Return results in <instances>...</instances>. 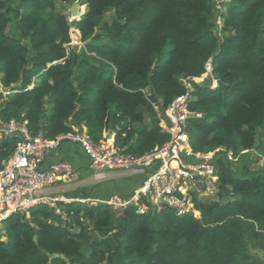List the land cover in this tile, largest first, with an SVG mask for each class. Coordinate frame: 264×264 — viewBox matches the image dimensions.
Masks as SVG:
<instances>
[{
	"label": "trees",
	"instance_id": "obj_1",
	"mask_svg": "<svg viewBox=\"0 0 264 264\" xmlns=\"http://www.w3.org/2000/svg\"><path fill=\"white\" fill-rule=\"evenodd\" d=\"M80 5L86 6L75 27L85 43L81 56L66 47L71 26L54 0H16L14 8L0 0V82L9 92L7 99L0 93V102L6 99L1 122L27 121L33 134L52 140L75 121L95 139L113 132L116 145L142 155L168 140L143 91L149 88V100L165 108L184 92L180 79L199 77L211 59L217 87L193 84L190 109L204 117L188 125L192 150L223 147L238 154L257 144L264 156V0ZM109 9L105 36L95 35L96 19ZM11 15L18 38L7 33ZM146 114L153 117L147 127ZM13 142H0V168ZM218 166L219 193L196 203L199 218L58 202L61 217L39 205L29 220L19 214L5 222L0 264H264L258 257L264 253V169L243 167L233 176L224 158ZM56 254L65 260L50 259Z\"/></svg>",
	"mask_w": 264,
	"mask_h": 264
},
{
	"label": "built area",
	"instance_id": "obj_2",
	"mask_svg": "<svg viewBox=\"0 0 264 264\" xmlns=\"http://www.w3.org/2000/svg\"><path fill=\"white\" fill-rule=\"evenodd\" d=\"M216 25L219 35V18ZM212 71V60L208 59L204 64V73L199 77L181 78L184 92L165 108L161 101L152 102L146 97L158 127L168 136V140L142 155L125 152L108 135L93 138L84 124L75 121H70L68 133L52 140L45 138L41 131L33 134L27 121H0V142L6 138L14 140L13 150L1 162L0 168V241L6 238L5 222L8 219L14 215L28 214L39 205H46L62 217L57 203L64 200L51 197L48 190L63 180L76 184V169L64 161L47 168H43V164L47 155L63 143L73 145L87 159L94 182L107 180L108 172L142 176L140 187L129 200L113 196L106 202L95 201L91 204L101 203L115 208L134 205L139 215L161 214L169 210L179 217L192 215L199 218L196 203L213 199L219 193L218 162L223 156H220L219 149L207 153L194 152L187 128L191 120L204 117L203 113L190 109L194 101L193 84L216 88L217 80ZM0 93L4 96L9 94L1 82Z\"/></svg>",
	"mask_w": 264,
	"mask_h": 264
},
{
	"label": "crops",
	"instance_id": "obj_3",
	"mask_svg": "<svg viewBox=\"0 0 264 264\" xmlns=\"http://www.w3.org/2000/svg\"><path fill=\"white\" fill-rule=\"evenodd\" d=\"M35 83L36 82H34V84ZM32 86H30V88ZM150 125L151 123L148 122L144 126L147 127ZM138 127L141 126L134 125V128ZM102 134L108 135V138L113 137L115 140V134L111 131L108 132L103 130ZM129 144L130 143H128L127 146H129ZM61 161L71 164L76 169L77 183H70L66 180L59 181L53 184L48 191L51 197L63 199L66 203H84L88 200L92 202H106L113 196H117L121 200H129L133 197L142 183V176H129L117 172H108L106 174L107 180L94 182L93 174L89 169L87 159L78 149L69 143H63L58 149L51 151L46 157L43 168H47L49 165ZM90 177H92L91 180ZM95 183L98 185L96 189L93 188Z\"/></svg>",
	"mask_w": 264,
	"mask_h": 264
},
{
	"label": "rangeland",
	"instance_id": "obj_4",
	"mask_svg": "<svg viewBox=\"0 0 264 264\" xmlns=\"http://www.w3.org/2000/svg\"><path fill=\"white\" fill-rule=\"evenodd\" d=\"M7 2V5L14 8L16 6V0H5ZM55 2V11L56 12H60L63 13L65 15V17H67L68 22L71 19V9L72 6L76 3V2H81V0H75L72 3H62L60 0H54ZM220 7L217 6V9H219ZM86 11V6L82 5L80 12L85 13ZM113 18V12L111 9L106 10L105 13L103 14L102 17L96 19L95 21V35H102L105 36V33L103 31V26L104 24L109 25L112 21ZM11 19H14L13 15H11ZM73 30L77 31L76 29L71 28L69 31V37H70V43L66 45V47H68L69 50H73L76 53H78L81 56V53L84 50L85 47V43H83L80 39V34L77 31L76 33L73 32ZM7 33L11 36H15V37H19V34L16 30V23H15V19L12 20V23L8 25L7 27ZM101 41V40H100ZM27 43V42H25ZM88 57H92L90 54L88 55ZM36 83L38 82L37 80L35 81ZM203 85H205L203 83ZM144 95L145 97L150 98L151 95V90L149 88L144 90ZM6 97V99L9 97L8 95L4 96ZM0 102V107L1 104H4L6 102ZM159 102V101H158ZM153 121V117L150 114H146V119H145V123L147 124L152 123ZM143 125H146V124ZM109 132V131H108ZM220 151V156H223L224 161H225V166H227L231 172V174L233 176H239L241 174V170L243 167H247L248 169L251 170H258V169H264V156L261 155L258 151H257V144L254 147L253 150L251 151H242L239 152L238 154H233V152L230 149H226V148H218ZM92 179V177H90V180ZM98 187V185L95 183L93 188L96 189ZM215 199V198H213ZM212 199V200H213ZM63 202H66L65 200ZM91 203H93L91 200H88L87 202H84V204L86 206L91 205ZM110 209H117L114 206H110ZM29 215L25 214L24 219L29 220ZM86 226L89 227L88 230L91 231L92 227L91 224H85ZM6 239V238H5ZM5 239L3 241H5ZM259 258L264 260V253H259L258 255Z\"/></svg>",
	"mask_w": 264,
	"mask_h": 264
},
{
	"label": "water",
	"instance_id": "obj_5",
	"mask_svg": "<svg viewBox=\"0 0 264 264\" xmlns=\"http://www.w3.org/2000/svg\"><path fill=\"white\" fill-rule=\"evenodd\" d=\"M80 8H81V5H80V2H76L73 6H72V9H71V12H70V15H71V19L69 21L70 23V26L71 28L75 29L76 27V23L81 19V17L84 15V13L80 12ZM80 39H81V36H80ZM204 88H208L207 85L205 86H202ZM37 238L35 237L34 238V241H36ZM53 258H60L62 260H65L64 256H60L58 254L56 255H53V256H50V259H53ZM68 264V263H67Z\"/></svg>",
	"mask_w": 264,
	"mask_h": 264
},
{
	"label": "bare ground",
	"instance_id": "obj_6",
	"mask_svg": "<svg viewBox=\"0 0 264 264\" xmlns=\"http://www.w3.org/2000/svg\"><path fill=\"white\" fill-rule=\"evenodd\" d=\"M82 7V6H81ZM81 9V8H80ZM74 33H76L77 31L73 30Z\"/></svg>",
	"mask_w": 264,
	"mask_h": 264
}]
</instances>
